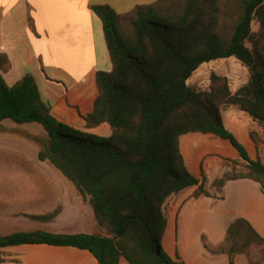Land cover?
<instances>
[{
  "label": "trees",
  "instance_id": "1",
  "mask_svg": "<svg viewBox=\"0 0 264 264\" xmlns=\"http://www.w3.org/2000/svg\"><path fill=\"white\" fill-rule=\"evenodd\" d=\"M91 9L102 21L113 67L97 72L98 96L85 119L90 127L108 122L112 134L60 121L42 100L31 73L11 86L0 72V122L44 127L47 139L34 137L42 145L38 159L53 164L77 187L106 233H0V264L6 262L2 249L25 244L87 250L98 264H120L122 257L130 264H188L165 248V206L191 187L198 186L197 197L211 194L205 179L188 167L183 135L203 133L228 140L247 162L248 172L217 184L224 187L226 181L250 178L264 194V162L250 156L223 116L225 107L235 106L264 125V0H156L126 13L110 4H93ZM233 11L237 17L229 29L222 18ZM232 56L250 72L249 81L236 92L228 76L216 72L208 89L187 84L203 63ZM0 61L7 63V55ZM252 137L257 140L256 134ZM55 214L33 218L48 221ZM241 238L246 240L243 245ZM227 241L229 264H235V255L245 245L264 243V238L239 217L229 225Z\"/></svg>",
  "mask_w": 264,
  "mask_h": 264
},
{
  "label": "crops",
  "instance_id": "2",
  "mask_svg": "<svg viewBox=\"0 0 264 264\" xmlns=\"http://www.w3.org/2000/svg\"><path fill=\"white\" fill-rule=\"evenodd\" d=\"M46 1L0 0V56L5 54L8 57V62L0 67V72L11 86L26 73H31L39 86L42 100L51 107L53 115L60 121L83 131L110 136L112 127L108 122L90 127L85 119L93 111L98 96L97 72L110 71L113 67L102 21L91 9V5L98 3L94 0H60L62 6L67 7L65 12L60 13L56 9L52 11L47 7L44 4ZM108 4L112 5V3ZM239 88L232 90L236 92ZM227 107L237 122V119H241L240 129L247 127L248 121L253 120L246 112L245 116L237 115L238 113L230 110V106ZM223 116L226 123L224 109ZM226 125L238 138L236 132L238 127L229 126L227 123ZM193 173L198 176L195 170ZM249 179L229 180L222 190L224 191L232 182ZM5 183L15 186L13 192L21 197L18 201L27 203L26 210L22 209L25 215L33 217L56 213L51 219L55 227L48 232L103 234V228L99 225L90 202L67 177L62 178L51 169L48 173L39 172L33 164L12 166L0 164V184ZM197 187H193V193ZM222 190L210 192L211 196L201 195L200 198H219ZM197 198L199 197L193 195V199ZM39 202L41 204H38ZM38 205H45L44 214L34 213V208ZM234 215L235 217L229 221L223 220L221 229L217 228L211 233H205L211 249L226 241L228 225L239 217L246 218L264 238V197L253 198L250 207L237 209ZM67 216L74 217L75 220L66 225L60 223ZM86 216H89L87 222ZM79 217L82 218L81 221ZM89 224L91 226L86 227ZM175 227L174 229L178 231L177 224ZM97 228L100 233H94ZM173 232V224L169 219L164 245L169 254L176 257L178 252L172 248ZM181 240L187 247V237L185 240L181 237ZM4 249L19 254L36 251L40 255L24 256L19 263L6 260L1 264H98L89 251L70 246L25 244ZM52 251L61 254H54ZM216 255L208 248L205 250L208 261L214 262L218 259L217 263L229 264L228 255ZM180 256L188 264H203L190 262L184 252Z\"/></svg>",
  "mask_w": 264,
  "mask_h": 264
},
{
  "label": "rangeland",
  "instance_id": "3",
  "mask_svg": "<svg viewBox=\"0 0 264 264\" xmlns=\"http://www.w3.org/2000/svg\"><path fill=\"white\" fill-rule=\"evenodd\" d=\"M94 1L98 4L112 3L117 12L126 13L137 4L153 3L156 0ZM44 4L51 8L52 11L56 9L60 13H63L67 10L66 6H62L60 0H47ZM236 17V12L235 14L228 12L227 15L222 18V21L224 25L230 29ZM258 28L259 23L254 21L253 29L257 30ZM1 64L2 62L0 61V65ZM213 72L228 76L233 90L247 83L250 78L248 67L237 57L232 56L203 63L189 78L187 84L202 90L208 89L211 83V74ZM229 108L238 113L237 115H246L244 111L236 107L230 106ZM224 111L226 123L229 126L238 127L236 131L238 138L242 143L244 142L243 144L246 146L250 155H252L254 159L259 158L264 162V125L254 123V121L251 120L248 121L247 127L240 129L239 122H241V119H237V122L233 118V115L229 113L228 107H225ZM252 134H256L257 140H254ZM35 136L43 140L47 139L46 130L39 123L18 124L10 119L1 121L0 164H5L6 166L33 164L39 172L48 173L51 169L55 171L58 176L65 178L63 173L53 164L38 159V151L42 145L34 139ZM181 142L188 167L192 172L195 170L201 179H205V189L208 192L221 191L225 187H220L216 182L217 180L233 174L239 175L248 172L247 162L240 157L238 150L227 140L215 135L192 133L183 135L181 137ZM2 156L3 159H1ZM41 164H46L47 167ZM13 188H15V186L8 183L0 184L1 234L8 235L19 231H49L55 227L54 224L51 223V219L50 221H42L25 215L22 209L26 210V207H28L27 203L18 201L21 197L13 192ZM193 190V187H191L173 195L165 206L166 213L173 224L174 235L172 248H175L180 255L184 252L190 262L226 264L225 262L217 263L216 261L218 259H215L216 261L214 262L208 261L205 256V250L207 248L210 249L217 254L216 256H221L223 254L227 255L231 242L227 241L220 243L211 249L205 233H211L217 228L221 229L223 220L229 221L235 217L234 211L250 207L253 198L255 199L258 196L264 197L260 185L252 179L232 182L224 191L222 190L220 197L215 194L219 198L211 197V199L200 197L193 199V195L197 197L193 193ZM38 204L41 203L39 202ZM89 208H91L90 205ZM34 209V213H45V205H38ZM88 218L89 216H86V222L89 221ZM73 219L74 217L67 216L65 219H62L60 223L66 225L68 222H73ZM79 219L80 221L82 220L81 217H79ZM176 224L178 225V231L175 230ZM90 226L89 224L86 227ZM94 233H100L99 229L97 228ZM104 233H106V230L103 228V234ZM181 237L183 240L187 237V247H185ZM245 242L246 240L241 238L239 244L243 245ZM167 245L168 243L166 242V246ZM52 252L58 255L61 254V252ZM2 253L6 260L18 263L22 262V257L24 256L40 255V253L36 251L19 254L5 249H2ZM75 255L76 254H74V256ZM234 260L235 264H264V243L253 242L247 246L245 245L243 252L236 254ZM121 262V264H129L124 258Z\"/></svg>",
  "mask_w": 264,
  "mask_h": 264
},
{
  "label": "water",
  "instance_id": "4",
  "mask_svg": "<svg viewBox=\"0 0 264 264\" xmlns=\"http://www.w3.org/2000/svg\"><path fill=\"white\" fill-rule=\"evenodd\" d=\"M156 254H158L159 253V251L157 250V249H154L153 250Z\"/></svg>",
  "mask_w": 264,
  "mask_h": 264
}]
</instances>
